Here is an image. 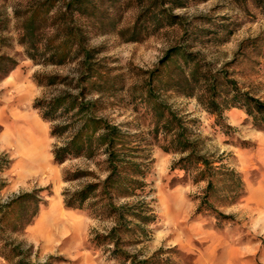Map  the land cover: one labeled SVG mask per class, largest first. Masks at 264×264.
Segmentation results:
<instances>
[{
  "label": "rangeland",
  "instance_id": "1",
  "mask_svg": "<svg viewBox=\"0 0 264 264\" xmlns=\"http://www.w3.org/2000/svg\"><path fill=\"white\" fill-rule=\"evenodd\" d=\"M34 1L0 0L1 33L9 38L0 54L13 57L17 66L5 77L0 74V203L19 193L42 190L43 204L32 224L17 233H5L30 251L31 263L120 264L104 247L96 246L95 233H106L114 221L98 218L89 209H67L64 190L78 189L80 182L66 181L67 173L77 169L105 174L83 159L62 165L53 162L51 150L60 141L49 135L50 123L40 118L34 100L56 95L64 87H40L37 75L74 77L75 63L61 67L38 65L28 59L16 42L12 17L14 9L23 11ZM149 0H122L111 9L120 17L117 27L128 28L139 8ZM174 9L192 34L189 45L199 51L200 60L216 73L226 71L229 79L264 102V16L252 0H184ZM107 27H105L104 30ZM108 31V30H107ZM178 27H165L141 42H124L115 31L92 32L86 47L98 51L96 59L120 75L124 92L107 101L97 93V114L115 123L145 152L149 168L143 197L153 221L123 235V249L140 259L155 257L154 264H264V127L253 124L239 108L225 109L220 117L210 114L197 97L167 92L162 97L172 110L184 118L199 149L219 164L233 169L243 182L237 203L227 205L218 195L210 197L214 211L229 217L218 218L213 211L198 213L205 182L193 184L180 170H172L176 154L163 152L160 140L150 133V116L129 100V89L138 85L142 72L151 70L164 52L182 39ZM200 94V93H199ZM197 94V95H199ZM40 144V145H39ZM142 199V198H140ZM139 199V200H140ZM137 199L128 201L132 204ZM0 264H8L0 257Z\"/></svg>",
  "mask_w": 264,
  "mask_h": 264
},
{
  "label": "trees",
  "instance_id": "2",
  "mask_svg": "<svg viewBox=\"0 0 264 264\" xmlns=\"http://www.w3.org/2000/svg\"><path fill=\"white\" fill-rule=\"evenodd\" d=\"M122 0H41L28 4L23 11L14 9L16 42L25 56L38 65L61 67L75 63L74 77L37 75L40 87H64L56 95L34 100L33 107L40 118L50 123L49 135L60 141L51 150L53 162L62 165L71 159L93 163L104 178L86 169L67 173L66 181L80 182L78 189L64 190L63 205L67 209H89L98 218L114 221L106 233L93 236L97 247H104L120 264H154L155 257L140 259L123 249V235L138 230L154 219L146 207L144 196L148 174L145 150L133 144L130 134L118 125L97 114L99 99L110 101L118 92H124L120 75L102 66L96 59L98 51L88 49L86 43L92 32L115 31L124 42H141L165 27L182 30L181 41L168 48L156 66L142 72L140 83L129 89V100L144 108L150 116V133L160 140L163 152L176 154L172 170H180L193 184L205 182L197 212L213 211L209 201L212 195L227 204L237 203L243 193V182L233 169L215 166L212 155L198 148L186 121L177 115L162 97L175 92L200 99L204 108L220 117L225 109L239 108L254 125L264 127V102L242 92L226 71L213 73L199 58V51L189 45L192 31L183 17L173 12L184 7V0H149L139 8L135 21L128 28L117 27L120 17L110 12ZM246 2L248 0H236ZM264 16V0H252ZM105 27L108 30H104ZM5 25L0 21V48L8 39L1 34ZM17 61L0 54V74L5 77L15 69ZM200 93V94H199ZM199 94V95H197ZM42 190L19 193L0 203V257L8 264H51L49 256L44 263H31L30 251L22 242L13 241L5 233H17L32 224L43 204ZM142 198V199H140ZM137 199L132 204L128 201ZM140 199V200H139Z\"/></svg>",
  "mask_w": 264,
  "mask_h": 264
},
{
  "label": "bare ground",
  "instance_id": "3",
  "mask_svg": "<svg viewBox=\"0 0 264 264\" xmlns=\"http://www.w3.org/2000/svg\"><path fill=\"white\" fill-rule=\"evenodd\" d=\"M40 145V144H39Z\"/></svg>",
  "mask_w": 264,
  "mask_h": 264
}]
</instances>
